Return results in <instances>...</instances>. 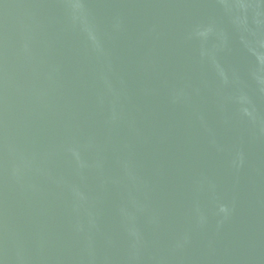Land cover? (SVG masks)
I'll list each match as a JSON object with an SVG mask.
<instances>
[{"label": "water", "instance_id": "1", "mask_svg": "<svg viewBox=\"0 0 264 264\" xmlns=\"http://www.w3.org/2000/svg\"><path fill=\"white\" fill-rule=\"evenodd\" d=\"M0 264H264V0H0Z\"/></svg>", "mask_w": 264, "mask_h": 264}]
</instances>
